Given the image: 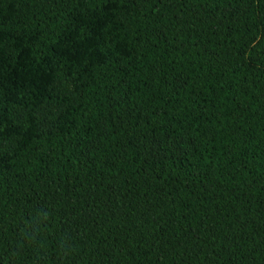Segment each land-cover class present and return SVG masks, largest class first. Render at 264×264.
I'll return each mask as SVG.
<instances>
[{
    "label": "trees",
    "instance_id": "obj_1",
    "mask_svg": "<svg viewBox=\"0 0 264 264\" xmlns=\"http://www.w3.org/2000/svg\"><path fill=\"white\" fill-rule=\"evenodd\" d=\"M0 264H264V0H0Z\"/></svg>",
    "mask_w": 264,
    "mask_h": 264
},
{
    "label": "rangeland",
    "instance_id": "obj_2",
    "mask_svg": "<svg viewBox=\"0 0 264 264\" xmlns=\"http://www.w3.org/2000/svg\"><path fill=\"white\" fill-rule=\"evenodd\" d=\"M57 87L59 88L60 91H68L71 92L73 89L74 81L72 78H64L63 80L59 81L57 84ZM59 111V108L57 106H49L46 107L45 109L40 111V117L46 122L51 123L57 112ZM13 140L8 142L7 144L4 145L3 149L9 148L13 144ZM171 147H173L177 152L181 153L184 151V148L186 146V142L182 139L176 140V141H171L169 143ZM188 146V145H187ZM162 150L161 147L157 144L155 140H152L146 148V153L150 157H158L161 154Z\"/></svg>",
    "mask_w": 264,
    "mask_h": 264
}]
</instances>
